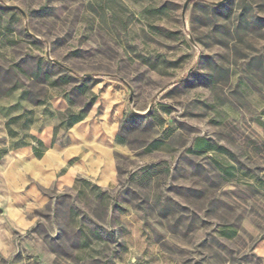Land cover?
Returning a JSON list of instances; mask_svg holds the SVG:
<instances>
[{"label":"rangeland","instance_id":"obj_1","mask_svg":"<svg viewBox=\"0 0 264 264\" xmlns=\"http://www.w3.org/2000/svg\"><path fill=\"white\" fill-rule=\"evenodd\" d=\"M83 83L104 186L69 180ZM0 264H264V0H0Z\"/></svg>","mask_w":264,"mask_h":264},{"label":"crops","instance_id":"obj_2","mask_svg":"<svg viewBox=\"0 0 264 264\" xmlns=\"http://www.w3.org/2000/svg\"><path fill=\"white\" fill-rule=\"evenodd\" d=\"M94 113L90 110L84 120L69 129L74 157L78 159L69 180H72L78 173L100 175L98 183L104 186L115 181L114 150L116 125L120 114L117 116L102 112L100 119H94ZM41 142H44L43 139ZM51 150L49 144L48 151ZM47 152L42 158L47 155Z\"/></svg>","mask_w":264,"mask_h":264},{"label":"trees","instance_id":"obj_3","mask_svg":"<svg viewBox=\"0 0 264 264\" xmlns=\"http://www.w3.org/2000/svg\"><path fill=\"white\" fill-rule=\"evenodd\" d=\"M44 65H46V60L39 59L37 61L38 68H41ZM44 78L47 79V76L45 75ZM49 86H55L54 82H50ZM89 88L90 87L86 86V84L83 83L82 86L80 87V90H79L80 94H83L86 97V102L84 105L85 106L84 111L75 113V112H72V110L70 108H67L63 113H61V120H60V125H59L60 127H64L65 129H70L72 126H74L75 124H77V123H79L85 119L90 108L92 107V105L96 101V95L93 94L92 92H90ZM47 99H49V98H47ZM45 102H46L45 100L37 101L34 103V105L44 104ZM29 113H31V111H26L23 114L18 115L15 118H12L10 120V122L25 118V116L28 115ZM55 130H56V128L54 129V134H55ZM30 139L33 141L32 150H33L34 156L37 159H40L43 156L44 152L46 151V148L43 145V143L41 142V140L37 139L36 137L30 136ZM96 189H98V188H96ZM234 234H235L234 231L232 232V234H226L225 232L221 231V235L226 236L227 238H231Z\"/></svg>","mask_w":264,"mask_h":264},{"label":"water","instance_id":"obj_4","mask_svg":"<svg viewBox=\"0 0 264 264\" xmlns=\"http://www.w3.org/2000/svg\"><path fill=\"white\" fill-rule=\"evenodd\" d=\"M225 1V0H224Z\"/></svg>","mask_w":264,"mask_h":264}]
</instances>
